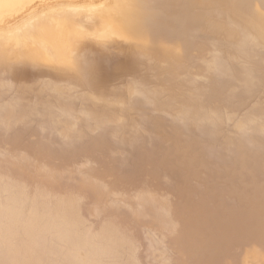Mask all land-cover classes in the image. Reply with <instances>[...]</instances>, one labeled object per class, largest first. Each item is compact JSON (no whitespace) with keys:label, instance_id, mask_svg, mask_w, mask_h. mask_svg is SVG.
I'll list each match as a JSON object with an SVG mask.
<instances>
[{"label":"rangeland","instance_id":"rangeland-1","mask_svg":"<svg viewBox=\"0 0 264 264\" xmlns=\"http://www.w3.org/2000/svg\"><path fill=\"white\" fill-rule=\"evenodd\" d=\"M112 1L75 17L74 67L0 58V264H264V0H117L148 51L93 29Z\"/></svg>","mask_w":264,"mask_h":264},{"label":"bare ground","instance_id":"bare-ground-1","mask_svg":"<svg viewBox=\"0 0 264 264\" xmlns=\"http://www.w3.org/2000/svg\"><path fill=\"white\" fill-rule=\"evenodd\" d=\"M33 1L34 0H0V21L6 15L11 14V13L13 14L14 12L19 11L25 5L30 4ZM94 1H96V0H52V1L50 0L49 2L47 0H39V2H40L39 5H37V7L36 8L34 7V8L35 9L38 8V11H39V8L47 9V11L44 13L43 10H42V13H43V14H41L42 16L39 13L40 16H39V19H38L37 22H35L33 24H28V26L24 30L20 29V31H17L18 29L17 30L16 29H14V30H6L5 29L4 31H2V33L0 35V58H2L3 55L7 51L12 50L14 47L22 46L23 44H24V47H25V44H26L27 41H29V43H30V41H32V44H34V46H35V47L34 46H32V47H34V49L36 51L40 52L45 57V59H47L49 61H52V62L59 63L61 65L69 67V68L74 67V60L71 57L72 54L70 52V49H71L70 48V44L72 42L71 41L72 39L71 40L68 39V35H69V33H70V35L72 34L74 40L76 38H79V37H81L83 35L82 32L80 31L81 29L79 30L75 26V17L78 16L81 12H84V11L80 12V9L83 10L84 6L87 3L91 5V4H93ZM116 1L117 0L112 1V3L115 2V4H116L115 5L113 3L114 5L112 4V6H115V7H119L120 6L119 8H121V5H119V4H121L122 0H118L120 2V3L118 2L119 4H117ZM123 1H125V0H123ZM126 1H125V3L124 2L123 3L127 5ZM129 1H131V4H132L133 2L135 3L138 0H133V2H132V0H129ZM129 1H127L128 2L127 8H129L130 5H131V4H129L130 3ZM193 1L194 0H192V2ZM137 3H139V2H136L135 4H137ZM194 3H195V1H194ZM107 4H105V5L108 6L109 4L108 5ZM133 4L131 6H133ZM139 5L140 4L135 5V6H137V8L139 7V10H140L141 8H140ZM122 6H125V5H122ZM237 6L238 5H236V9L235 10H238ZM125 7L121 8L122 12H123V9L125 10ZM92 8H93V6H92ZM102 8H104V10L103 9L102 10L101 9L98 10L95 7H94L93 10H91L89 8L91 11H93L95 13L100 12V14L98 13L96 15L97 21H98V25L93 28L95 31H97V30L101 31L100 32L101 34H106V33L109 34L111 32V33H113V34H115L116 36H119V37L133 38V40L135 41V44L141 50H143V51H148L149 50V47H148V43L149 42H148L147 36H145L146 35L145 30H144L145 26L143 24L144 21L146 22V20L144 18H145V16H147V14L145 12V10H146L145 7H144L145 10H143V15L142 16H141L140 13L136 14L137 10L135 11L134 8H132V10H134L135 12H132L131 8H130V9H127L128 11L130 10L129 12L128 11L126 12V10H125V12H123V13L120 12L119 9H117V10L115 9V12L119 11L118 17H116L117 15L113 16V14H111L113 12L111 10H108L109 8L106 9L107 7L105 8V6L102 7ZM86 9H88V8H86ZM40 11H41V9H40ZM150 12L151 11L149 10V15H151ZM81 14H83V13H81ZM152 14H154V13H152ZM31 15L32 16H30V17H33V14H31ZM132 17H134V18H132ZM131 19L132 20L135 19V21L132 22V21H130ZM22 20H23V18H22ZM30 20H31V18L29 19V21ZM34 20H36V19H34ZM128 21L131 22L132 25L130 23V26H129L128 25ZM249 21H251V23L254 24V25L258 24V25L261 26L262 34H263V37H264V19H260L258 16L253 15V16L249 17ZM113 22H115V24ZM1 23H2V21H1ZM4 23H6V21ZM18 23H20V22H18ZM21 25H22V23H21ZM145 25H146V23H145ZM5 26L7 27L8 25H5ZM8 28L9 27H7V29ZM22 28H24V27H22ZM1 30H0V32H1ZM247 31H248V29H247ZM140 32H141V34H140ZM238 33H240V32H238ZM236 35H237V33H236ZM74 40H73V42H75ZM152 40L154 42V38H152ZM153 54L156 55V56L164 57V58H166V59H168L170 61H174L175 60V56H174L173 52L169 51V50H166L164 48H160V49L155 50V52H153ZM73 55H74V52H73ZM19 75H20V72H19Z\"/></svg>","mask_w":264,"mask_h":264}]
</instances>
